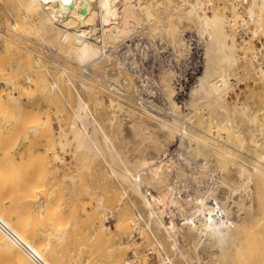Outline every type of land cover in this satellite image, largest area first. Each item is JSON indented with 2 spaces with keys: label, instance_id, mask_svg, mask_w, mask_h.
Wrapping results in <instances>:
<instances>
[{
  "label": "bare ground",
  "instance_id": "obj_1",
  "mask_svg": "<svg viewBox=\"0 0 264 264\" xmlns=\"http://www.w3.org/2000/svg\"><path fill=\"white\" fill-rule=\"evenodd\" d=\"M182 1L184 2V0ZM244 1L250 2V0ZM161 2L162 0H0V76L5 77L8 73L14 74L13 80H11V75L7 77L11 81L10 83L6 80L7 78L1 77L0 79L6 80V83L11 84L15 90L14 92L9 90L7 92L4 90L5 88H1L3 83L0 84V114L4 112L5 116L2 117H5V120L8 115L10 117L7 120H10L11 117L16 119L19 115L23 120L22 123L20 122L22 127L19 124L16 127L17 122L22 121L20 118L16 120L17 122L13 119L16 124H12V127H10L11 124L8 126L5 124L10 129L13 128L12 132H8L10 140L7 137L5 143L9 148L14 146L13 141L19 137L17 132L24 129L25 119L41 118L40 113H38L40 111H35L38 113L37 117L34 111L32 113L26 110L27 101L31 99L29 94L32 88L27 91L24 86L23 88L19 85L20 80L24 77L29 88L30 85H35L38 93L39 87L44 88L42 92L47 90L51 94L57 95L58 100H63L64 105L71 109L70 128L68 131L58 132L65 140V142L64 140L59 141L60 145L65 144L61 150L64 151L67 146L70 148L74 145L75 149L71 151L74 156L72 159L75 158L80 162L92 158V161H95L94 159L104 161L103 163L109 167L111 177L114 176L122 187L119 203L128 198L127 205L136 209L135 214L132 213L131 215L129 213L132 208L128 209V213L126 212L127 206L124 207L126 210L122 207L124 214L120 215L114 224L117 229L120 224L126 223L128 225L129 221H134L133 229L141 236L143 244L151 246L148 252H159V264H214L220 261L223 252L232 254L231 244L233 240L247 228L249 220L256 215L257 206L263 209L261 215L264 216V113L259 114L261 110L259 108L258 110L257 106V110H254L249 101L229 100L230 92L235 85L233 79H240L241 50L237 40H232L233 38L222 25L227 19L225 14L213 12L214 14L210 15L207 12L202 15L201 12L206 10V4L203 0H196L191 5L189 4L190 7L187 11L185 10L187 17L185 18L195 26L196 32L194 34L205 45L206 70L202 87L192 95L187 104L188 109L186 111L181 110L178 105L175 86L178 72L172 63L173 66L169 64L168 67H163L159 74L160 91L163 95L162 102L157 103L149 97L151 94L148 95V93L152 91L148 88L146 81L139 80L140 77L136 71H131L127 67V59H130V56L121 57L118 50L124 45L127 49L126 53L129 55L133 50L130 43L133 37L141 34L139 32H145L144 28H148L147 25H154V23L160 25L161 23L164 26H162L163 29H175L172 32L175 39L173 43L178 49L173 48L177 54L175 60L180 63L183 58H188L190 54L189 33L191 32H188V28H184V26L181 29L169 21L160 20L166 14H163L164 17L158 16L161 14L159 12ZM170 2L174 6L173 8L180 6L175 4V0H170ZM245 8V17L252 21L253 27L256 26L251 33L253 38L260 34L264 36V0H251V4ZM233 12L237 13V8ZM181 17L184 18V16ZM181 17L178 23L182 26L183 19ZM168 23H171L172 26ZM158 26H152L154 29L149 26V30L150 28L153 29L150 31L156 36L168 34V32H163L162 27L159 30ZM253 27L250 26V28ZM150 31H146L147 34ZM161 31L162 34H160ZM247 44L245 45L244 42V47H249L250 43ZM261 52V48L257 52H251L252 55L249 60L259 62L254 71L260 72L261 78L264 80V64L259 59ZM130 60L134 66L137 65L136 59V61L133 58ZM21 65L22 67L25 65L23 69L26 68V70L20 71L22 77L16 84L17 68H20ZM101 71L103 73H100ZM6 83L5 87L9 88ZM105 86L106 90H104L109 94L111 106H109L110 117L104 110L106 108L103 95L96 94L93 97L95 89H103ZM35 90L34 92L37 91ZM17 93H19V97L21 96L19 99L14 97ZM43 96H47V94H42ZM50 98L53 99L54 97ZM31 101L34 103L35 100ZM33 103L31 102V104ZM15 106L21 110V114L20 111L16 110L19 115H13L16 114L13 110ZM30 106L35 108V105ZM11 107L13 109L10 112L9 108ZM58 107L60 108V106ZM54 108L56 109V106ZM111 108L113 109L112 115ZM205 111L211 117L208 123L201 120ZM48 112L44 120L47 121L48 115L47 123L49 124L52 111L50 113L48 110ZM120 112L126 113L123 116L128 118L118 120L117 115ZM29 113L32 115L30 118ZM33 118H31L32 121ZM42 124H31L34 126L26 134L28 135L31 131V134L33 132L37 134L36 126L41 127ZM200 125L203 128H199ZM48 128L47 125L46 129L48 130ZM60 128L62 127L60 126ZM2 129L4 130L3 127ZM47 130L42 128L40 136L42 133L49 132ZM125 131L129 133L127 136L124 134ZM30 135L26 138L30 139ZM225 135L226 139H224ZM53 138L55 137L53 136ZM59 139L61 140V138ZM47 141L45 143L48 144L50 140ZM244 142L247 143L244 146H248V143H255V146L258 147V151L254 149L255 152L257 151L258 158H255L256 163L254 162L253 166L243 159L244 154L240 155L242 159L237 157L236 152L239 149L236 148V145ZM5 143L0 144V147L4 145L0 152L6 148ZM248 148L251 149V144L247 147V151ZM5 151L3 155H0V264L94 263L95 261L92 259H90L92 261L90 263L89 258L84 260V257L79 258L77 256L76 252L79 251L78 248L80 247L77 241L75 242L77 245H74L75 247L78 246L76 252H74L76 250L74 247L71 248L65 243L68 236L64 235V232L67 233L68 230L66 231V229L71 227L67 223L70 222L69 218L72 219L74 215L67 217L70 215L69 213L65 216L66 219L68 218V222L64 225L65 229L62 224L58 223L67 213H64L63 207L65 209L69 204L65 199H62L66 192L64 191V194L61 195V193L59 194L60 191H56L61 189L57 188L59 183L55 184V175L57 176L58 173L55 171L56 174L52 176L54 174L53 169H51L52 174L50 171L45 172V174L42 172L47 167L49 169L52 164L50 159L47 162L44 159L42 161L44 164L47 163L46 168L40 162L45 169L37 164V166H33L34 169L31 167L35 173L33 172L31 177L24 176L23 178L21 171L17 173V167L22 169L19 166L25 167V163L21 165L19 162V166H17L18 163L13 166L16 160L13 161L12 150L10 152ZM32 151H29L31 156ZM16 154H22L18 148ZM38 155L35 157L37 158ZM45 155H39L40 160H38L41 161L42 156ZM195 155L200 159L195 158ZM55 156L57 160L56 153ZM16 157L14 158L16 159ZM36 158L35 160H37ZM229 158L231 160L227 161ZM58 160L63 163L64 159L61 160L58 157ZM48 161H50V165ZM52 161L54 162V160ZM60 163L58 165H61ZM229 163L233 165L231 164V166ZM82 164L83 161L80 165L77 163L76 167ZM30 166L26 165L23 170L26 173L29 172ZM83 166L80 168L84 169ZM56 167L59 166L56 165ZM55 170L58 172L60 168ZM24 171L23 175H25ZM40 172L44 175L41 176ZM38 174L39 177L35 178V175ZM19 175H21V179L18 178ZM67 175L61 176V179H72L70 180L73 181L74 186H69L68 190L71 189L72 194L76 195L74 196L75 199L70 200L74 203L73 200L77 199L78 194L76 193L78 191L74 192L73 190L74 187L76 189L77 180L80 177L70 176L69 173ZM24 179L26 183H23ZM81 180L78 182L80 185ZM16 185L21 189L19 190L17 187L16 190ZM80 185L79 188H81ZM88 185L90 186V184ZM59 186L61 187V183ZM52 188L56 190H52ZM63 188L67 189L64 186ZM35 189H39L38 192L41 195L44 194L45 199L50 196L52 191L58 192V194L52 193L55 195L54 200L53 196H50L53 201L48 199V202H53L51 207L46 204L44 206L41 202L45 199L42 198L43 200L38 203L40 206L38 213H35L34 209L26 208L23 210L20 207V204L23 203L30 204L31 202L32 204L34 200L39 201L40 198L38 199L34 193ZM16 191L18 193L21 191L23 196H20L21 193L18 194ZM33 194L36 199L31 201L29 199ZM68 196L73 195L69 194ZM256 197L258 204L255 201ZM64 200L67 206L64 205ZM104 201L103 197L98 198L97 208L92 209L93 211L96 209L97 212L94 211V213L91 210L93 214L91 213L89 217L95 238L102 235L101 238L104 239V234L112 229V232H109L108 236L106 235L109 237V234L111 235L114 230L106 223L111 218H116L112 210L114 207L112 206L111 209L113 212L108 210L109 213H107L108 208L106 211H102ZM119 203L118 208H115L118 211L121 209ZM87 204L84 206L86 207ZM35 205L37 206V204ZM74 208H72L73 212H75ZM52 210L53 212H51ZM70 210L67 209L68 212ZM122 212L119 211L121 214ZM74 217L72 220H75ZM49 218H52L50 221L53 220V223L50 222L52 227L47 226ZM122 225L119 226L121 227L120 231ZM77 228L79 227L77 226ZM115 232L121 233L118 230ZM64 236H66V240L62 239ZM131 241L130 238L128 243ZM120 242L123 243V240ZM132 245L135 247V262H129L126 258L118 262L117 258L114 260L116 264H139L136 250V246L139 245L135 241L132 242ZM233 245L236 247L234 243ZM85 249L83 248V251ZM236 249L237 247L234 251ZM115 250V248H109V251L115 252ZM239 252L237 250L238 254ZM78 253L80 256V252ZM109 257L111 258V256ZM143 260L145 259L143 258ZM98 262L99 260L97 264ZM100 262L102 263V261ZM111 262L110 264H114Z\"/></svg>",
  "mask_w": 264,
  "mask_h": 264
},
{
  "label": "rangeland",
  "instance_id": "obj_2",
  "mask_svg": "<svg viewBox=\"0 0 264 264\" xmlns=\"http://www.w3.org/2000/svg\"><path fill=\"white\" fill-rule=\"evenodd\" d=\"M186 1V2H185ZM188 1V2H187ZM196 0H184V2L182 1V0H175V4H177V5H180L179 7H175V8H173L174 6H172L171 5V2H170V0H162V2H161V9H160V11L159 12H161V14H158V16L159 17H164V15L163 14H165V17H166V19H160V20H166V21H169V22H171L172 23V25H175V26H179L181 29H183V26H184V28H188L187 29V31L188 32H193V33H195L196 31H195V26L192 24V22L191 21H188V19H186L187 17H186V11L188 10V8L190 7L189 6V4L191 5V3H193V2H195ZM185 3V4H183V3ZM203 2L206 4V10L204 11V12H201L202 13V15H203V13H207L208 12V14H210V15H213L214 13L213 12H215V13H219V14H225L226 15V17H227V19H226V21H224L223 23H222V25H223V27H224V29H225V31L227 32V33H229L230 35H231V37L233 38L232 40H237V44L239 45V48H240V50H241V54H240V63H241V66H242V68L240 69V75H242V76H240L239 75V77H240V79H233V82L235 83V85H234V88H233V90L230 92V95H229V100L230 101H233L234 99L235 100H239V101H249V103H251V105H252V107H253V109L254 110H257L258 108L261 110V111H259V114H261V113H264V108H263V105H264V80L261 78L262 76H261V74H260V72H255L254 70H255V68L257 67V65L259 64V62L257 63V62H252V61H250L249 60V57L252 55V54H250L251 52L253 53V52H257L260 48L262 49V52L260 53V55H259V59H260V62L261 63H263L264 64V49H263V45H264V36L262 35V34H260V35H258L257 37H255V38H253L254 36H253V34H251L252 32H253V29L256 27L255 25H254V27H253V25H251L252 24V21L249 19V18H247V17H245V15H246V8L245 7H247V6H249L250 4H251V0H250V2H243V0H203ZM211 2V3H210ZM179 3V4H178ZM210 3V4H209ZM181 4H182V6H181ZM181 7V8H180ZM187 8V9H186ZM237 8V13H234L233 11L235 10ZM174 9V10H173ZM208 9V10H207ZM186 10V11H185ZM184 11V12H183ZM212 11V12H211ZM234 13V14H233ZM181 14H183V15H181ZM181 16H184V18H185V20H184V18L183 17H181ZM180 17L183 19H181L182 20V26L181 25H179V19H180ZM168 19V20H167ZM181 20H180V22H181ZM226 22V23H225ZM171 23H168L170 26H172L171 25ZM181 24V23H180ZM156 25V26H155ZM159 24H155L154 23V25L153 24H151V25H149V26H151V28H153L154 29V27H157ZM188 25V26H187ZM251 27H253V28H250V26ZM149 26L147 25V27L148 28H144L145 29V32L147 31V32H149L150 30L151 31H153V29H151L150 28V30H149ZM152 26H154V27H152ZM160 26V27H159ZM158 26V28H159V30H161V27L163 26V25H161V23H160V25ZM247 26V27H246ZM164 27V26H163ZM163 27H162V29H163ZM248 27H249V29H248ZM192 28V29H191ZM146 29H148V30H146ZM247 30V31H246ZM150 31V33H148L147 34V32L145 33V32H139V33H141V34H138V35H135L134 37H133V39H132V41L130 42L131 44H132V46H133V50H132V52L128 55L127 53H126V48H125V46L123 45V46H121L120 48H119V55L121 56V57H123L124 55L125 56H130V59L131 58H133L134 60L136 59L137 60V65H133V63L131 62V60L130 59H127V67L131 70V71H136V73H137V75H138V77H140V79L139 80H145L146 81V83L148 84H146L147 86H148V88L152 91L151 93H148V95H150L149 97L152 99V100H155L157 103L159 102L160 103V101L162 102V98H163V95L161 94V89H160V87H161V84H160V82H159V79H160V71H161V69H163V67H168V65L170 64V65H172V63L174 64V67L176 68V66L177 65H180V64H182L186 59V57L185 58H183V61L182 62H180V63H178L176 60H175V57H176V50H178L176 47H175V43H173L174 41H175V39H174V36L172 35V32H174L175 31V29H171V30H169V29H166V28H164L163 29V32L164 33H166V32H168V34H162L163 32L161 31L160 32V34H162V35H157L156 36V34H154L153 32H151ZM242 31V32H241ZM245 31V32H244ZM251 31V32H250ZM155 32V31H154ZM145 33V34H144ZM154 34V36H152ZM171 34V35H170ZM140 35V36H139ZM137 36V37H136ZM151 36V37H150ZM236 38V39H235ZM251 38V39H250ZM252 38H253V40H252ZM174 39V40H173ZM249 39H250V42H249ZM134 40V41H133ZM170 40V41H169ZM169 42V43H168ZM244 42H245V45L248 43H250V45H249V47L247 46V48L246 47H244ZM136 43V44H135ZM247 44V45H248ZM252 44V45H251ZM139 45V46H138ZM143 45V46H142ZM135 46V47H134ZM175 47V51H173V48ZM122 49V50H121ZM253 49H255V50H253ZM145 52V53H144ZM178 52V51H177ZM247 52V53H246ZM150 53V54H149ZM145 55V56H144ZM145 57V58H144ZM135 60V61H136ZM170 60H171V63H170ZM162 65V66H161ZM173 66V65H172ZM23 67H25V65L23 66ZM23 67H22V65L20 66V68H17V71L18 72H16V73H18V76H16L17 77V79H16V84H18V81L21 79L20 77H22L21 76V73L22 72H24L25 70H26V68H25V70L23 69ZM28 68V67H27ZM22 70V72H20ZM248 70V71H247ZM57 72V71H56ZM16 73H15V75H16ZM20 73V74H19ZM100 73H103V71H101ZM8 75L10 76L11 75V77H12V79L11 80H13L14 79V74H9L8 73ZM8 75L7 76H5V77H2V76H0V78L2 77V78H7L8 77ZM260 76V77H259ZM19 77V78H18ZM246 77V78H245ZM23 79H21L20 80V86L21 87H23L25 90H27V91H29V89H31L32 88V90H30L31 91V93L32 94H34L33 95V97H32V94L30 93L29 94V97H31V99L29 100V101H27V108H26V110H28V111H34V113H35V115L38 117V113H40L39 115L41 116V118L39 119H34L33 117H31V118H33V121L31 120V118H30V113H29V118L30 119H28L27 118V120L25 119V121H26V123L24 122V126H23V128L25 129H23V130H21V132H19L18 130H19V128L17 129V133H19L18 134V141L15 139V141H13V145L14 146H12V148H9L8 146H6V141H5V139L7 140V137H9L8 135H10V134H8V132L9 131H11V130H13V128H11L10 129V127H12L13 125L12 124H16V120L18 119V118H20V120H22V118H21V116L19 115V111H20V114H21V110H18L17 108H16V106L14 107V109L11 107V108H9V110H10V112H11V110L13 109V110H15V113L16 114H13V115H19L18 116V118H16L15 119V117H11L12 118V121H10L11 120V118H10V120H7L8 119V117H10L9 115L7 116V118H6V120H5V117L3 118L2 116H5V114H4V112L2 113V114H0V121H1V118H2V121H1V123H0V134H2V135H0V144L2 145V143H5V149L2 151L1 150V152H0V155H3V152L6 150L7 152H10L11 150V153H13L12 155L14 156V157H16V159L13 157V161H15L14 163V165L13 166H15L17 163V166H19V162H21L20 164L22 165L23 163H25V167H26V165L27 166H30V169L28 170L29 172H27L26 173V171H24L23 169L25 168V167H23V166H19L20 168H22V169H19L18 167H17V173H19V171H21L22 173V176H23V178H24V176H30L31 177V175H32V173L34 172L35 173V171L33 170L34 168H33V166H37V164H38V166H39V164H40V162H42L43 161V159H44V161H46L47 162V160H49L50 159V161H51V165H50V161H48V164L50 165V166H52L51 168H50V166H49V169H48V167H47V163L45 162V164H44V162H42L43 164H44V166H45V168H43V164L41 163L40 164V167H42V169H45V170H42V172L45 174V172H51V174H52V170L51 169H53L54 171H53V175L52 176H54L56 173H58V175H59V177H58V175L56 176L55 175V184H57V183H59V184H57L58 186H57V188H61L60 190L59 189H55V188H52V190H56V191H60L59 192V194L61 193V195H63L64 194V191L66 192V194L63 196V198H62V196H60L62 199H65L67 202H68V204H69V206H67V204H66V201H65V204L64 205H66L67 207H65V209H64V207H63V211H64V213L65 212H67L66 214H64V216L62 217V219L61 220H59L58 221V223L59 224H62L63 226L64 225H66V223L68 222V218L66 219V217L65 216H67V214H69L70 213V215L69 216H67V217H70L72 214L74 215V216H76V217H74V216H72V219H73V217L75 218V220H72L71 218H69L70 219V222L69 223H67V224H69L71 227L69 228L68 226H66V228H69V229H66V231L68 230V232L67 233H65L64 232V235H66V236H68V238H67V240L65 239V237L66 236H64V238H62L63 240H66L65 241V243H66V245L67 246H71V248L72 247H74V249H76L74 252H76V251H78V252H80V256H79V253L78 252H76V254H78L77 256L80 258V257H84L83 259L84 260H87L88 258H89V262L90 263H92V261H90V259H92V260H94L93 262L94 263H92V264H97V261L99 260V262H98V264L100 263V264H110V262L111 263H114V264H116L115 263V261L114 260H117V258H118V262L119 261H121L122 259H124L125 260V258H126V260H128L129 262H132V263H134L135 262V260H136V255L134 254V249H135V247L132 245V242L133 241H135V242H137L138 243V245L139 246H136L137 247V252H138V258H137V260L139 261V264H159V262H160V254H159V252L157 251V252H148V250L151 248V246L150 245H146V244H143V240H142V238H141V236L140 235H138V233H136L135 232V230L133 229V226H134V221L132 222V221H129V224L128 225H126V223L125 224H120V225H122V229H121V231H120V228L121 227H119L118 225V229H117V227H115V223L117 222L116 220H117V218L121 215H123L124 214V210H126L125 208H126V206H127V210H126V212H128L129 213V211H128V209H130V208H132V207H130L129 205H127L128 204V202H126V201H128L129 199L127 198V199H125V200H123L122 202H120L119 203V200H120V197H121V194H120V192H121V188L122 187H120V184H119V182L116 180V178L114 177V176H112L111 177V175L109 174V167L105 164V163H103L104 161H102V160H100V159H98V160H96V159H94L95 161H92V159L90 160V159H87V160H81V162L80 161H77V160H75V158L74 159H72L74 156L72 155V150L73 149H75V147H73L74 145H72V146H70V148L67 146L65 149H64V151L63 150H61V147L63 148V146L65 145H60V143H59V141H62V140H64V138H62L59 134H58V132H60V131H63V130H66V131H68V129L70 128L69 127V122H70V119H71V109L67 106V105H64L65 103H64V101L63 100H58V98L59 97H57V95H55V94H51L50 92H48L47 90H45V92H42V91H44V88H40L39 87V93H38V90H37V87L35 86V85H30V88H29V84L28 83H26V81H25V78L24 77H22ZM243 78V79H242ZM245 78V79H244ZM9 83L11 82L10 80H9V78H7L6 79ZM3 81V79H0V84H2L1 86V88H5L4 90H6L7 92H8V90L9 91H11V92H14L15 90H14V88L12 87V85L11 84H9V83H6L7 81ZM239 80V81H238ZM159 83H158V82ZM23 82V83H22ZM5 83H6V85L7 86H9V88L8 87H5ZM26 83V84H25ZM160 84V85H159ZM4 86V87H3ZM11 86V87H10ZM238 86V87H237ZM247 86V87H246ZM35 87H36V90H35ZM127 87V86H126ZM1 88H0V90H1ZM8 88V89H7ZM106 86L105 87H103V89L101 88V89H95V92H94V94L95 95H93V97L94 96H96V94H100V95H103V98H104V103H105V108L106 109H104L105 111H106V114L107 115H109V117H110V101H109V94H108V92L107 91H105L106 89ZM37 92H34V90ZM43 89V90H42ZM105 89V90H104ZM236 89V90H235ZM105 91V92H104ZM104 92V93H103ZM154 92V93H153ZM35 93H36V95H35ZM106 93V94H105ZM18 94V95H17ZM17 94H15L14 95V97H15V99H19L20 97H19V93H17ZM41 94V95H40ZM42 94H44V95H46L47 94V96H48V100H47V96H43L42 97ZM235 94V95H234ZM36 98H35V97ZM108 96V97H107ZM44 97H46L45 99H44ZM49 97H54L53 99H49ZM234 97V98H233ZM55 98H57L56 100H55ZM263 98V99H262ZM124 100H125V98H123ZM260 99V100H259ZM31 100H35L34 101V103H33V101H31ZM55 100V101H54ZM263 100V101H262ZM33 103V104H31V102ZM44 101V102H43ZM46 101V102H45ZM49 101V102H48ZM262 101V102H261ZM59 102V103H58ZM60 102H61V104H60ZM127 102V101H126ZM43 103H45V104H43ZM260 103V104H259ZM60 104V105H59ZM257 104V105H256ZM263 104V105H262ZM30 105H35V108L34 107H32V106H30ZM53 105V106H52ZM47 106V107H46ZM56 106V109L54 108ZM58 106H60V108L58 107ZM62 106V107H61ZM110 106V107H109ZM256 106H257V109H256ZM261 106V107H260ZM32 107V108H31ZM38 107H39V110H38ZM52 107V108H51ZM67 107V108H66ZM109 107V108H108ZM29 108H31V109H29ZM45 108V109H44ZM43 109H44V111H43ZM112 109V108H111ZM258 109V110H259ZM16 110H18V112L16 111ZM48 110L50 111V113H51V111H52V113L50 114V119H49V124L47 123L48 122V115H49V112H48ZM67 110V111H66ZM37 111H40V112H38V113H36ZM107 111H109L108 113H107ZM112 112H111V115H112V113H113V109L111 110ZM13 112V111H12ZM47 112H48V115H47V121H45L44 119H45V117H46V114H47ZM56 113V115H55V113ZM0 113H1V111H0ZM33 113V112H32ZM121 113V114H120ZM119 113V115H117V118H118V120H121L120 118H122V119H124V118H128L127 116L125 117V116H123V115H125L126 113H124L123 114V112H120ZM4 114V115H3ZM23 114V113H22ZM24 114H25V112H24ZM23 114V115H24ZM27 114V113H26ZM25 114V115H26ZM69 114V115H68ZM118 114V113H117ZM10 115H12V114H10ZM12 115V116H13ZM65 115V116H64ZM208 115V116H207ZM27 116H28V114H27ZM32 116V115H31ZM34 116V115H33ZM61 116V117H60ZM67 116H68V118H67ZM204 116V117H203ZM203 116L201 117L202 119V122H205V123H208L209 121H210V118L211 117H209L210 115L209 114H207V111H205V112H203ZM23 117V116H22ZM60 117V118H59ZM66 117V118H65ZM36 118V117H35ZM57 118V119H56ZM205 118V119H204ZM13 119H15V121L16 122H14V120ZM42 119H43V121H42ZM59 119H61V121H59ZM62 119H64V120H62ZM66 119V120H65ZM19 120V119H18ZM29 120V121H28ZM41 120V121H40ZM51 120V121H50ZM36 121V122H35ZM23 122V120L22 121H19V122H17V126L16 127H18V124L20 125V127H22L21 126V123ZM44 122H46L45 124H47L48 125V127L49 128H51V129H49L48 128V130L46 129L47 128V125H45L44 124ZM29 123V124H28ZM43 123V124H42ZM5 124H7V126L9 125V124H11L10 125V127H7ZM28 124V125H27ZM31 124H34V125H38V124H42L41 125V127H38V126H36L37 127V134H36V132L34 133L33 132V134H31L32 133V131L28 134V135H30V139H28V138H26V137H28V135L26 134L27 133V131H30L31 130V128L34 126V125H31ZM63 124V125H62ZM4 125V126H3ZM26 125H27V127H26ZM29 125H31L30 127H29ZM43 125H44V127H43ZM51 125V126H50ZM60 126L62 127V128H60ZM67 126V127H66ZM2 127L4 128V130L2 129ZM9 129H7V128ZM15 127V128H16ZM29 127V128H28ZM42 128H43V130H47V131H49V132H47L46 134L45 133H42V135L40 136V132L42 131ZM199 128H203L201 125L199 126ZM26 131V132H25ZM39 131V132H38ZM54 131H55V133H54ZM128 131V130H127ZM127 131H125V135L127 136V134H129V133H127ZM12 132V131H11ZM11 135H12V133H11ZM50 136V137H49ZM53 136L55 137V138H53ZM2 137V138H1ZM13 137H14V135H13ZM12 137V138H13ZM40 137H41V139H40ZM50 139H49V138ZM46 138H47V140L50 142H48L47 140H46ZM57 138H58V141H57ZM59 138H61V140L59 139ZM4 139V140H3ZM55 139V140H54ZM224 139H226V135H225V138ZM9 140H10V137H9ZM210 140H211V138H210ZM48 142V144L47 143H45V142ZM31 142H32V144H31ZM64 142H65V140H64ZM54 143V144H53ZM62 143V142H61ZM246 142H244V143H239V144H237L236 145V148H238L239 149V151H237L236 152V154L238 155L237 157H239L240 159H242V157H243V159L244 160H246V161H248L249 162V164H251L252 166H253V164H255L256 162L254 161V160H256L255 158L257 157L258 158V156H257V151H258V147H256L255 146V143H248L249 145L248 146H250V144H251V149L250 148H248V151H247V145H245L244 146V144H245ZM22 144V145H21ZM31 144V145H30ZM247 144V143H246ZM10 145V144H9ZM16 145V146H15ZM28 145H30V146H28ZM240 145V146H239ZM18 146V147H17ZM247 146V147H246ZM253 146H254V148H253ZM3 147H4V145L2 146V147H0V149L2 148L3 149ZM16 147V148H15ZM21 147V149H19ZM15 148V149H14ZM17 148H18V151L20 150L21 151V153L22 154H16L17 153ZM252 148H253V150H252ZM11 149V150H10ZM254 149H257V151L255 152L254 151ZM33 150V151H32ZM5 151V152H6ZM29 151H32V156H31V152L29 153ZM242 154H241V153ZM2 153V154H1ZM29 153V154H28ZM38 153H39V155H44V154H46L44 157L42 156V158H41V161H39L40 160V158H39V155H38ZM55 153H56V155H57V160H58V157H59V159H61V160H63V163H60V162H62V161H57L55 158H56V156H55ZM66 153V154H65ZM68 153V154H67ZM70 153V154H69ZM54 154V155H53ZM244 154V155H243ZM245 154H249V156H247V155H245ZM12 155H11V157H12ZM36 155H38L37 156V158L35 157ZM242 157H241V156ZM30 156V157H29ZM61 156V157H60ZM71 156V157H70ZM39 161V163L37 162V160H35V158ZM29 158V159H28ZM30 158H32L31 159V161H30ZM65 158H66V160H65ZM195 158H198L196 155H195ZM216 158H218V157H216ZM246 158V159H245ZM250 158V159H249ZM22 159V160H21ZM27 159H28V161H27ZM46 159V160H45ZM198 159H200V158H198ZM248 159V160H247ZM252 159V160H251ZM52 160H54V162L56 163L55 165H54V162L52 161ZM89 160V161H88ZM231 159L229 158V160H227V161H230ZM35 161V162H34ZM82 161H83V164L82 165H84L83 166V168L85 169V168H88V169H81L82 168V165L81 166H77L76 167V165H77V163H78V165H80L81 163H82ZM102 161V162H101ZM226 161V163H228ZM28 162V163H27ZM30 162V163H29ZM65 162V163H64ZM77 162V163H76ZM255 162V163H254ZM61 164V165H58V164ZM80 163V164H79ZM86 163H87V165H86ZM94 163V164H93ZM29 164V165H28ZM34 164V165H33ZM64 164V165H63ZM65 164H67V165H65ZM230 165L232 164V163H229ZM56 165L57 166H59V167H56ZM72 165V166H71ZM233 165V164H232ZM231 165V166H232ZM12 166V167H13ZM55 166V168H53ZM65 166V167H64ZM33 169H32V168ZM79 167V168H78ZM81 167V168H80ZM90 167H91V169H90ZM113 167H115L116 168V166H114L113 165ZM14 168V167H13ZM29 168V167H28ZM37 168V167H36ZM57 168H60V171H58L57 172V170H55V169H57ZM64 168H65V170H64ZM71 170H70V169ZM77 168V169H76ZM19 169V170H18ZM32 169V170H31ZM39 169V168H38ZM37 169V170H38ZM80 169V171H81V173H82V175H81V173H80V171L78 172V170ZM16 170V169H15ZM26 170V169H25ZM40 170H41V168H40ZM77 170V171H76ZM83 170V171H82ZM23 171L25 172V175H23ZM55 171H56V173H55ZM62 171H64L63 173H62ZM71 171H72V174H71ZM42 172H40V175L41 176H43L44 174H42ZM59 172H60V174H59ZM90 172V173H89ZM39 173V172H38ZM69 173V175L70 176H75V177H80V178H78V180H77V187H76V189H75V187H74V192L75 191H78L76 194H78V197H77V199L76 200H73L74 201V203L73 202H71L72 201V198L73 199H75L74 198V196H76V195H74V194H72L73 192H72V190L70 189V191L68 190L70 187L69 186H71V187H73L74 185L72 184V182L73 181H71L72 179L71 178H69V179H61L62 177L61 176H66L67 174ZM80 173V174H79ZM86 173V174H85ZM107 173V174H106ZM77 174V175H76ZM85 175V176H84ZM40 176V177H41ZM63 176V177H64ZM68 176V175H67ZM21 177V175H19V177L18 178H20ZM25 177V178H26ZM36 177H39V174L38 175H35V178ZM83 177V178H82ZM33 178H34V176H33ZM57 178H59L62 182H64V183H62L59 179H57ZM21 179V178H20ZM20 179H16V180H20ZM57 179V180H56ZM71 179V180H70ZM53 180H54V178H53ZM80 180L82 181V183H81V185L78 183V182H80ZM25 182V179L23 180V183ZM28 182V181H27ZM30 182H31V180H30ZM34 182V181H33ZM33 182H32V184H33ZM51 183H52V180L50 181ZM26 183V182H25ZM60 183H61V187L59 186L60 185ZM35 184H37V182H35ZM41 184V183H40ZM53 184H54V181H53ZM88 184H90V186L88 185ZM97 184H99V185H97ZM29 185V184H28ZM27 185V186H28ZM80 185V187L81 188H79L78 186ZM87 185V186H86ZM37 186H38V184H37ZM40 186V185H39ZM63 186L65 187V188H67V189H64L63 188ZM17 187H18V189L20 190L21 189V187L19 188V186L18 185H16V190H17ZM31 187V186H30ZM27 188V187H26ZM32 188V187H31ZM35 188V187H34ZM79 188V189H78ZM85 188V189H84ZM96 188V189H95ZM97 188H98V190H97ZM29 189V188H28ZM78 189V190H77ZM37 190V191H36ZM38 190L39 189H35L34 190V193L36 194V196H38V199H39V201L37 200H34V202H32V204H31V202H30V204H28V203H23V204H20V207L23 209V210H25L26 208H29V209H34V211H35V213H38L39 212V210H40V206L38 205V203L39 202H41L43 199H45L44 198V194H42L41 195V193L40 192H38ZM88 190V191H87ZM103 190V191H102ZM120 190V191H119ZM24 191H25V189H24ZM31 191H33V190H31ZM82 191V192H81ZM86 191V192H85ZM95 191V192H94ZM114 191V192H113ZM118 191V192H117ZM17 192V191H16ZM20 193H21V191H19ZM38 192V193H37ZM84 192V193H83ZM18 193V192H17ZM20 193H18V194H20ZM52 193L53 194H55V193H57L58 194V192H55V191H52ZM52 193L51 194H49L50 196L52 195ZM81 193V194H80ZM24 194V193H23ZM32 194V193H31ZM38 194V195H37ZM69 194H71V195H73V196H68ZM104 194H106V195H104ZM108 194H110V195H108ZM26 195V194H25ZM40 195V196H39ZM67 195V196H66ZM104 195V196H103ZM20 196H23L22 195V193H21V195ZM32 196V195H31ZM50 196H48V198H46L47 199V201H42L41 203L45 206V204L48 206V207H51V204L53 203H51L50 201L48 202V199L49 200H51V198L52 197H50ZM53 196V200H54V198H55V195H52ZM58 196V195H57ZM56 196V197H57ZM103 197L104 199H105V201H104V209H101L102 211H106V209H107V213H109V212H111L112 210L114 211V214L116 215V218L114 219V218H111L109 221H106V223L108 224V225H110L114 230L116 229V230H118V232H123L122 234L121 233H117V232H115L114 230H113V233L110 235L109 234V237H106V235L108 236V233L110 232H112V229L107 233V234H104L105 236H103L104 237V239L103 238H101L102 237V235L100 236V235H98L99 236V238L97 239V237L98 236H96V238L94 237V234H93V231H92V226H90L91 225V223H90V216H91V213L93 214V212L94 211H96L97 212V210L96 209H94V211L92 210L93 208H97V202H98V198H100V197ZM109 196V197H108ZM25 197V196H24ZM23 197V198H24ZM50 197V198H49ZM43 198V199H42ZM66 198H68V199H66ZM118 198V199H117ZM33 199H36V197H34V194H33V196L32 197H30V199L29 200H31V201H33ZM57 199V198H56ZM60 199V198H59ZM58 199V200H59ZM61 199V200H62ZM115 199V200H114ZM27 200H28V197H27ZM53 200H51V201H53ZM71 200V201H70ZM114 201V205H113V201ZM57 201V200H56ZM76 201V202H75ZM118 201V202H117ZM255 201H256V204H258V198L256 197V199H255ZM62 202H63V200H62ZM71 202V203H70ZM82 202V203H81ZM49 203V204H48ZM88 203V204H87ZM118 203L119 204H121L120 205V207H121V209H119V211L120 212H122V210H123V208H124V210H123V212H122V214L121 213H119V211L118 210H116L117 208H118ZM35 204H37V206L35 205ZM71 204V205H70ZM84 204L86 205L87 204V206L85 207L84 206ZM26 205V206H25ZM27 205H29V206H31V207H29V206H27ZM34 205H35V207H34ZM84 207H83V206ZM90 205H92V207H90ZM117 205V206H116ZM33 206V207H32ZM38 206H39V208H38ZM74 206H75V208H74ZM114 208H113V207ZM52 207H54V206H52ZM90 207V208H89ZM123 207V208H122ZM36 208H37V210H36ZM68 210H70V208H71V212L69 211H67V209ZM72 208H74L75 209V212H73V210H72ZM113 208V209H112ZM116 208V209H115ZM134 208V207H133ZM132 208V210H130L131 212L129 213V214H131L132 215V213L133 214H135V212H136V209L134 208L133 209ZM112 209V210H111ZM66 210V211H65ZM93 212H92V211ZM108 210H109V212H108ZM111 210V211H110ZM37 211V212H36ZM79 211V212H78ZM112 211V212H113ZM51 212H53V210L51 211ZM90 212V213H89ZM125 212V213H126ZM256 215L253 217V218H251L250 220H249V222H248V224H247V228L243 231V233H240V235H238V237L236 238V239H234L233 240V242H232V244H231V247H232V250H233V252H232V254H229V253H227V252H223V254H222V256H221V258L219 259L220 261H217V263H214V264H264V216H262L261 214H263V209L262 208H260V207H258L257 206V208H256ZM95 213V212H94ZM85 218H87L86 219V221H84L85 220ZM52 218H49V222H47V226H49L50 225V227H52V225H51V223H53V220L52 221H50ZM262 221H260V220ZM89 220V221H88ZM84 221V222H83ZM51 222V223H50ZM57 222V221H56ZM64 222H65V224H64ZM85 223H86V225H85ZM85 226H84V225ZM88 224V225H87ZM132 224V225H131ZM260 224V225H259ZM74 227H73V226ZM124 225H126V226H124ZM258 225V226H257ZM77 226L79 227V228H77ZM260 226V227H259ZM50 227H48V228H50ZM84 227V228H83ZM125 227V228H124ZM259 228V229H258ZM64 229H65V226H64ZM76 229H77V231H76ZM124 229V230H123ZM126 229V230H125ZM70 231V232H69ZM87 231V232H86ZM250 231V232H249ZM124 233H126V234H124ZM132 233V234H131ZM252 233H253V235H252ZM85 234V235H84ZM92 234V235H91ZM250 234V235H249ZM87 237V238H86ZM89 237V238H88ZM86 238V239H85ZM132 239V241H131V243L129 242L128 243V240L129 239ZM135 238V239H134ZM78 239V240H77ZM92 239V240H91ZM94 239V240H93ZM127 239V240H126ZM246 239V240H245ZM262 239V240H261ZM89 240H91L92 241V243H91V241H89ZM98 242H97V241ZM120 240L122 241L123 240V243L122 242H120ZM70 241V242H69ZM77 241V243L79 244V248H78V246H74V245H77V243H75ZM108 241H110L109 243H108ZM71 242H72V244H71ZM95 244H94V243ZM101 242H102V244H101ZM70 243V244H69ZM74 243V244H73ZM111 243H112V246H111ZM233 243L235 244V246L237 247V249L234 251V249L236 248V247H234V245H233ZM84 244V245H83ZM93 244V245H92ZM99 244V245H98ZM114 244V245H113ZM89 245V246H88ZM103 245V246H102ZM248 246V247H247ZM77 248H78V250H77ZM83 248L85 249L84 251H83ZM109 248L110 249H112V248H115L116 250H115V252H112V251H109ZM118 248H119V250H118ZM252 248V249H251ZM100 249V250H99ZM124 249H125V251H124ZM99 252H98V251ZM237 250H239L240 252H239V254L237 253ZM89 251V252H88ZM93 251V252H92ZM85 254H84V253ZM106 252V253H105ZM112 252V253H111ZM89 254V255H87V254ZM101 253V254H100ZM115 253H116V255H115ZM120 253V254H119ZM261 253V254H260ZM82 254V255H81ZM96 254V255H95ZM105 254V255H104ZM106 254H108V255H106ZM112 254V255H111ZM74 255H75V253H74ZM84 255V256H83ZM86 255H87V257H86ZM90 255H91V257H90ZM99 255V256H98ZM232 255V256H231ZM107 258H106V257ZM109 256H111V258L109 257ZM113 256V257H112ZM228 256V257H227ZM99 257V258H98ZM234 257H235V259H234ZM81 258V259H82ZM87 258V259H86ZM107 260H106V259ZM115 258V259H114ZM143 258L145 259V260H143ZM113 259V260H112ZM100 261H102V263L100 262Z\"/></svg>",
  "mask_w": 264,
  "mask_h": 264
},
{
  "label": "built area",
  "instance_id": "obj_3",
  "mask_svg": "<svg viewBox=\"0 0 264 264\" xmlns=\"http://www.w3.org/2000/svg\"><path fill=\"white\" fill-rule=\"evenodd\" d=\"M190 54L180 65L175 86L180 109L186 111L192 95L202 87L206 70L205 45L198 40L194 33H189Z\"/></svg>",
  "mask_w": 264,
  "mask_h": 264
}]
</instances>
